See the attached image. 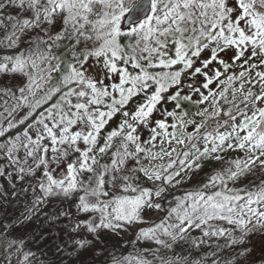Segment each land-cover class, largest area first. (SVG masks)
<instances>
[{"label":"snow or ice","instance_id":"snow-or-ice-1","mask_svg":"<svg viewBox=\"0 0 264 264\" xmlns=\"http://www.w3.org/2000/svg\"><path fill=\"white\" fill-rule=\"evenodd\" d=\"M5 77L0 176L33 199L0 229V264H33L15 229L53 199L74 201L57 251L77 264L88 249L99 264L247 261L264 233V0H0Z\"/></svg>","mask_w":264,"mask_h":264},{"label":"rangeland","instance_id":"rangeland-1","mask_svg":"<svg viewBox=\"0 0 264 264\" xmlns=\"http://www.w3.org/2000/svg\"><path fill=\"white\" fill-rule=\"evenodd\" d=\"M16 10L14 8H7L3 14H15ZM232 55L231 51L225 54V59H228ZM92 70L98 71V69L93 68ZM5 78H0V85H3L6 81ZM198 83V81H197ZM166 107H171V104L165 105ZM155 118H161L159 115H155ZM147 135V133H145ZM235 155L234 153H229V156ZM4 163L0 161V164ZM216 167V165H213ZM6 171H8L6 169ZM209 171L205 168L204 172H201L196 179H206L205 172ZM193 181V182H194ZM191 183L184 185V188H191ZM28 188V183L25 181H19L15 175L9 180L6 176H0V222L5 226L13 224V222L23 220L24 214H26L27 208L31 207L32 193L29 189L27 192L24 191ZM183 188L177 191V195L182 194ZM74 201H64L59 199H53L47 202L43 206L42 211L37 215L32 217L31 220L19 224L15 229V235L26 238L27 243L25 246V251H32L36 253V256L32 258L33 264H40L41 261L44 264H77L75 260H69L68 257L63 252L57 251V245L63 246L66 239L72 236L69 229L71 227L70 220L60 215L64 211H70L72 214V220H76L77 216L75 214V209L72 207ZM159 214H156L158 216ZM83 219V216L79 217ZM139 227V226H137ZM135 229L130 230L126 235H123L122 251L126 254L133 251V247L127 244V241L133 240V232ZM199 231H194L193 236H199ZM120 238H112L109 241V246L112 242H116ZM264 240V233L256 232L249 237V243L247 247L251 249V253L247 258L246 262L242 264H261L264 260V253H262ZM223 243V241H221ZM99 247V245L97 246ZM138 247H143V245H138ZM190 244L183 245V248H177L178 253L187 255L190 251ZM210 249L206 246H202L199 250L193 252L190 258H199ZM171 256V253H168ZM233 252L228 250L221 254V260L226 261L231 259ZM83 264H99V260L93 261L92 250L88 249L81 253L79 257ZM103 259V257H100ZM15 260V258H14Z\"/></svg>","mask_w":264,"mask_h":264},{"label":"trees","instance_id":"trees-1","mask_svg":"<svg viewBox=\"0 0 264 264\" xmlns=\"http://www.w3.org/2000/svg\"><path fill=\"white\" fill-rule=\"evenodd\" d=\"M4 227L5 225L2 222H0V229H3ZM262 248L264 250V240H263ZM262 253H264V251H262Z\"/></svg>","mask_w":264,"mask_h":264}]
</instances>
